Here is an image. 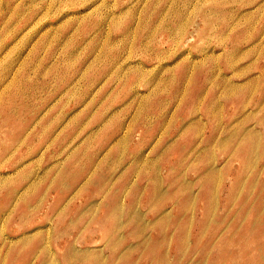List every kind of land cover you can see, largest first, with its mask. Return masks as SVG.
Listing matches in <instances>:
<instances>
[{
  "label": "rangeland",
  "instance_id": "rangeland-1",
  "mask_svg": "<svg viewBox=\"0 0 264 264\" xmlns=\"http://www.w3.org/2000/svg\"><path fill=\"white\" fill-rule=\"evenodd\" d=\"M0 87V264H264V0H0Z\"/></svg>",
  "mask_w": 264,
  "mask_h": 264
},
{
  "label": "crops",
  "instance_id": "crops-1",
  "mask_svg": "<svg viewBox=\"0 0 264 264\" xmlns=\"http://www.w3.org/2000/svg\"><path fill=\"white\" fill-rule=\"evenodd\" d=\"M117 156L119 157L118 154H117ZM91 162H92L91 159H89L88 164L84 163L83 165H81L79 167L77 172L70 174V175H67L66 177L61 176V173L59 170L57 172L58 176H57V174L54 175L53 173H51L49 175L50 171L48 169L44 170V172L41 174V179H42V182L45 180H46V182L43 183L41 186H43L44 184H46V185L43 189H39L38 193L42 192L45 194L47 192V188H53L56 190L58 195H60V194L62 195V196H60V199L62 201V199H63L62 197L65 195V193H68L69 191H71V189H73V186L78 185V187H76L78 189H77V191H75L74 199L76 197H79L78 195L86 194L87 198L90 200L91 199L90 197H93V194H95V191H96L95 188H97L96 184L103 182V184H105L103 186V188L107 187V184H108V181H106L107 180L106 175H103L102 178L97 179V183L95 184L96 181H93V178L91 176H89V174H86V171L90 170L93 167ZM102 166L104 167L103 164H102ZM95 177L97 178V176H95ZM130 180H131L130 175L128 176V174L125 173L124 176L121 175L118 178L117 183L121 188H124L125 186H127L129 184ZM61 183L63 185H61ZM76 183H79V184H76ZM38 184L39 183H37V185ZM45 188H46V190H44ZM57 197H59V196L56 195V198L54 199V202L52 203L53 207L60 200L59 199L57 202H55L56 199H58ZM70 199H72V198H70ZM23 204L26 205L25 199L23 200ZM75 207H74V209H76V210L80 208V207H77V208H75ZM67 209H73V208L67 207Z\"/></svg>",
  "mask_w": 264,
  "mask_h": 264
},
{
  "label": "bare ground",
  "instance_id": "bare-ground-1",
  "mask_svg": "<svg viewBox=\"0 0 264 264\" xmlns=\"http://www.w3.org/2000/svg\"><path fill=\"white\" fill-rule=\"evenodd\" d=\"M116 25H120L121 23L119 22V21H117L116 23H115ZM128 28V27H127ZM1 88V87H0ZM207 183V182H206ZM101 184V183H100ZM104 186V185H103ZM97 190V189H96ZM100 190H101V188H100ZM99 190V191H100ZM150 192V191H149ZM203 192V191H202ZM58 196V195H57ZM150 197V196H149ZM151 198H149V200H150ZM155 207V206H154ZM104 208H106V207H104ZM156 208L157 207H155L154 209L156 210ZM182 209V208H181ZM159 210H160V207H159ZM104 211V210H103ZM162 212V211H161ZM154 213V212H153ZM156 214V213H155ZM108 216V215H107ZM104 217V216H103ZM100 219V218H99ZM103 220V219H102ZM101 222V221H100ZM104 222V221H103ZM106 224V223H105ZM101 226V225H100ZM105 226V225H104ZM110 226V225H109ZM103 227V226H102ZM109 228V227H108ZM32 247V246H31Z\"/></svg>",
  "mask_w": 264,
  "mask_h": 264
}]
</instances>
